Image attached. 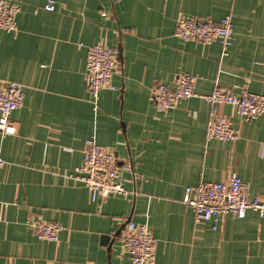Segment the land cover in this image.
<instances>
[{"label":"crops","instance_id":"crops-1","mask_svg":"<svg viewBox=\"0 0 264 264\" xmlns=\"http://www.w3.org/2000/svg\"><path fill=\"white\" fill-rule=\"evenodd\" d=\"M19 7L15 33L0 31V84L21 85L24 104L0 133V264H131L120 247L127 221L144 224L156 242V264H264V219L222 216L196 224L183 203L188 186L235 173L264 201V114L250 121L232 107L213 111L189 98L159 113L158 84L181 73L195 92L215 88L264 96V0H8ZM230 15L233 43L174 36L178 17L218 22ZM117 51L114 89L96 100L85 87L86 52ZM213 115L230 118L237 138L206 141ZM93 139L132 165L122 176L128 196L91 201L75 179L85 141ZM32 219L59 225L58 240H39Z\"/></svg>","mask_w":264,"mask_h":264},{"label":"built area","instance_id":"built-area-1","mask_svg":"<svg viewBox=\"0 0 264 264\" xmlns=\"http://www.w3.org/2000/svg\"><path fill=\"white\" fill-rule=\"evenodd\" d=\"M45 10L53 11L54 2L49 0ZM19 7L8 0H0V31L15 33L18 30L16 15ZM174 36L204 45L218 43L225 55L233 43V24L230 15H225L218 22L200 20L196 17H178ZM117 69V51L105 44H95L86 52L85 87L96 100L103 89H114L112 77ZM196 77L181 73L174 79L173 85L158 84L153 88L152 98L157 112L164 113L174 109L189 98H202L214 111L218 105H228L242 120L250 121L264 114V96L242 90L235 95L227 90L215 88L209 95L195 92ZM24 104L21 85L14 82L0 84V133L12 135L15 125L10 119L11 113ZM230 118L213 115L207 123L206 141H233L237 138ZM82 163L76 169L75 179L82 183L89 192L91 201L105 200L111 195L128 196L123 172L132 173V165L125 163L117 166L112 153L93 139L85 141L82 151ZM5 161L0 157V168ZM183 203L193 213L196 224L216 223L225 215L238 219L245 217L247 211L255 212L264 219V201L252 198L249 184L231 173L226 181L200 182L185 188ZM28 227L39 240L55 242L58 240L59 225L45 220L32 219ZM121 250L127 254L131 264H156V242L147 225L127 221L120 240Z\"/></svg>","mask_w":264,"mask_h":264}]
</instances>
